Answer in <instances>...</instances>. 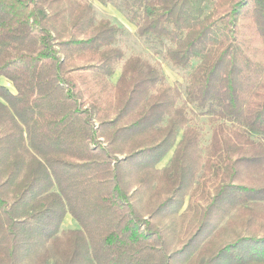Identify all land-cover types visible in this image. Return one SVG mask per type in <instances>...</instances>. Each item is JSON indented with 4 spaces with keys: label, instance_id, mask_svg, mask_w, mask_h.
Listing matches in <instances>:
<instances>
[{
    "label": "trees",
    "instance_id": "trees-1",
    "mask_svg": "<svg viewBox=\"0 0 264 264\" xmlns=\"http://www.w3.org/2000/svg\"><path fill=\"white\" fill-rule=\"evenodd\" d=\"M98 1L197 61L185 103L89 3L0 0V264H264V0Z\"/></svg>",
    "mask_w": 264,
    "mask_h": 264
},
{
    "label": "rangeland",
    "instance_id": "rangeland-1",
    "mask_svg": "<svg viewBox=\"0 0 264 264\" xmlns=\"http://www.w3.org/2000/svg\"><path fill=\"white\" fill-rule=\"evenodd\" d=\"M83 1L89 3L92 6L98 21L107 20L112 25L118 27V30L115 32L116 40L113 46L123 52V60L127 59L130 56H140L143 59L150 61L154 65H157L165 76V82L168 85L178 87L181 90L182 96L179 99V104L181 105L185 103V88L188 82L189 74L197 65V61H192L191 64L187 67H180L173 64V62L167 56V48L170 45L169 41L164 40L162 42L154 40L153 38L139 36L136 24L130 19L129 14L119 6L118 2L109 1L107 4H103L98 0ZM121 64L122 63L118 64L115 74L110 78V81L113 84L117 83L120 77L122 70ZM2 82L4 84H7L8 87L15 92V89L13 88L11 83L8 82V80L2 78ZM89 99L90 94L87 93L86 101H88ZM187 116L189 118L190 125H192V127L196 129L200 134V144L203 150V154H205L207 146L211 141L214 122L209 115L198 110L193 105L187 106ZM172 151L173 150L169 151L167 155L162 159V161H160V163L158 164L159 166L164 167L165 165H168V162L172 156ZM199 177L200 174H198V176L196 177V186L197 183H200ZM209 186H211V184ZM209 186L207 185L206 187L203 184H200V187L198 188L199 191L196 194V199H199L202 203H205L206 200L200 198V193H203L206 188H208L209 190ZM161 192L165 191L161 190ZM144 201H148V199L144 197ZM188 203L189 197H186L185 205L180 210V213L185 210V208L188 206ZM172 221L173 219L171 217L169 218L168 216H166L159 219L158 223L160 225H169L172 223ZM178 223L181 224V222ZM187 223L188 221H186L185 224ZM78 227L79 224L71 215H67L61 225L62 230L74 229Z\"/></svg>",
    "mask_w": 264,
    "mask_h": 264
}]
</instances>
